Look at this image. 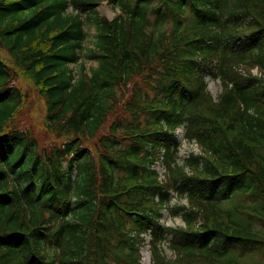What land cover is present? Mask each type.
<instances>
[{
    "label": "trees",
    "instance_id": "obj_1",
    "mask_svg": "<svg viewBox=\"0 0 264 264\" xmlns=\"http://www.w3.org/2000/svg\"><path fill=\"white\" fill-rule=\"evenodd\" d=\"M146 236L152 264L264 259V0H0V264H141Z\"/></svg>",
    "mask_w": 264,
    "mask_h": 264
},
{
    "label": "rangeland",
    "instance_id": "obj_2",
    "mask_svg": "<svg viewBox=\"0 0 264 264\" xmlns=\"http://www.w3.org/2000/svg\"><path fill=\"white\" fill-rule=\"evenodd\" d=\"M99 13L101 16H105L109 19H112L115 16V13L106 5L102 4L99 7ZM86 31L88 33V41L87 46H89L93 42V38L95 35V28L91 24H86ZM97 66V63L82 60L79 61L77 64H72L70 68L73 70L74 74L77 76L83 71V68L88 72L89 70L95 68ZM254 74H257V69L253 70ZM20 84H22V87L25 90H27V93L29 94V97L31 99V102H29L28 107L26 108L25 112L28 114L25 115L23 120H21V123H31L36 128V131L38 134L43 133V121L45 117L46 112V105L45 102L36 95L35 88L33 87V84L30 81H21L19 80ZM208 88L211 94L214 98H217V96L222 91V86L219 80L212 79L211 77L207 78ZM177 134L179 136V140L181 143V151L179 153L180 162L187 157V155L191 152L197 153L198 149L194 143H189L184 139V130L183 128L178 129ZM49 142V140L47 141ZM155 170L159 173L161 178H163L166 174V170L164 168V165L159 161L155 164ZM176 199L172 200V204L176 203ZM237 202V201H236ZM182 203H186L185 200H182ZM227 207L233 206L231 199L227 200L226 202ZM249 203V202H248ZM250 204V203H249ZM163 223L168 226H183L182 221L179 218H170L168 212H164V220ZM257 226V225H256ZM148 240V239H147ZM161 249L163 250V253L168 259H174L173 253L167 246V244L163 243L161 246ZM143 259L142 264H152L151 259V248L149 247L148 243L144 245V247L141 250ZM263 255H253L249 256L246 259H244V263L246 264H264V259H262Z\"/></svg>",
    "mask_w": 264,
    "mask_h": 264
}]
</instances>
